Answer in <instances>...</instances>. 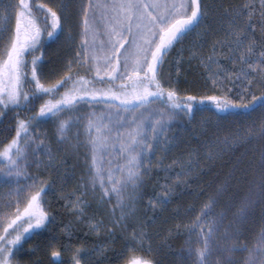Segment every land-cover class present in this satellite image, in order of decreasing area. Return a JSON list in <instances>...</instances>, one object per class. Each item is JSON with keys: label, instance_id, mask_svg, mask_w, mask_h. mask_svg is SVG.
<instances>
[{"label": "snow or ice", "instance_id": "6c2138e0", "mask_svg": "<svg viewBox=\"0 0 264 264\" xmlns=\"http://www.w3.org/2000/svg\"><path fill=\"white\" fill-rule=\"evenodd\" d=\"M59 7L64 9L66 6ZM214 7L205 0H97L96 3L89 0L87 8L83 9L82 49L85 62L89 58L97 61V75L104 69L105 75L112 82L126 76L129 84L121 86L125 91L116 92L111 88L107 91H89L87 85L90 81L83 77L72 79L71 65L69 75L46 87L41 82L44 75L40 64L42 57L35 55L43 47L44 29L39 24L33 5L29 0H18V3L9 0L7 4L0 0V39L3 33L9 32L11 12H15V27L3 47H0V117H4L7 110L27 108L41 96L53 97L41 105L36 116L18 120L15 136L0 148V188L9 189L6 194L8 203L0 209V264H19L17 253L22 248L21 242L26 239V234H35L36 230L46 228L51 222L42 202L54 185L38 181L28 174L27 169L31 163H35L37 168L42 166L38 153L43 152L48 156V163L44 165L46 169L53 167L56 157L50 148L44 147L43 140L37 143L36 138L30 137V129L41 118L59 117L61 113L73 110L77 103L88 96L98 103L107 102L98 101V96L120 101L119 105H107L109 108H117L115 114H93L87 126L88 143L91 146L92 189L95 191L99 183L103 196L108 197L109 201L113 195L116 197L117 203L112 212L114 226H122L126 233L130 226L127 221H134L131 235L124 236L125 249L130 255L126 256L122 250L117 254V259H123L124 264H159L152 256L151 245L145 247L148 239L145 225L135 220L137 189L143 185L144 176L151 166V156L158 149L166 153L170 146L176 144L177 138L167 135L175 118L180 113L191 117L198 111H204V102L209 101L216 110L213 113L217 116L216 133L210 139L196 138L199 147L189 151L186 158L177 157L167 167H164L162 158L157 166L166 172L174 167L179 168L180 171L176 173V183L179 184L185 182L194 169H199V148L204 149V157L210 164L222 161L226 154H234L237 148L256 141L260 142L259 154L255 155L253 150L252 158L245 159L246 153H242L223 179H219L217 174L219 182L215 184L214 191L193 223L187 226L189 237L195 234L197 243L193 248L189 240L186 248L181 250V264H189V261L190 264H264V92L259 96L252 92L257 85L264 88V0H259L258 8L255 0H250L240 9L226 10L227 29L223 38L214 40L206 60L201 57V63L210 72L209 79L214 88L223 91L224 80L233 84L239 82V100L225 94L206 95L198 101L196 96L190 95L180 102L176 91L171 87L166 89L160 78L164 57L174 44L182 43L193 33L199 39L211 30L206 20L212 16ZM37 8L45 13V23L50 18L48 38L58 39L59 33L63 31L61 15L43 3L37 5ZM257 12L258 20L254 19ZM97 13L99 21L96 20ZM100 23L108 35V46L105 47L101 42L97 49L95 41ZM257 28L261 33L260 41L254 39ZM28 54H32L31 79L27 71ZM113 57L115 64L112 63ZM221 58L231 63V70L223 67ZM101 59L103 64L99 63ZM121 61L125 71L117 77L114 74ZM69 81L72 86L67 88L60 99H55V94L60 88L66 87ZM33 82L34 90L25 91V86L30 88ZM129 86L130 92L127 91ZM232 91V88L227 89V93ZM245 93H251L250 100ZM156 103L161 107L151 109L150 106ZM121 107L125 113L131 112V116L121 115ZM256 113L260 116L258 126L251 119ZM230 117H247L251 122H237L235 128L221 135L219 123ZM72 125L71 116L60 121L58 142L62 143L66 139ZM126 125V131L122 132L121 129ZM149 131L151 136L148 135ZM32 144H36V147L32 148ZM108 154H115L124 163L117 164L113 169L112 161L109 160L108 168L105 169L104 156ZM105 171L110 188L105 184ZM116 171L119 176L115 175ZM241 177L244 178L243 188L239 187ZM28 180L32 183H26ZM162 187L163 195L156 196L154 202L149 201L153 208H163L170 201L173 188L170 185ZM64 198L69 199V206L77 219L87 222L90 231L98 233L103 222L94 223L87 218V201L82 196H77L74 201L70 197ZM12 200H15L14 212ZM117 208L120 216L115 218ZM217 208L219 211H216ZM257 210L259 229L250 242L249 225L254 222ZM109 235H112L111 229ZM102 253L103 249L98 251V254ZM86 255V251L78 248L71 257L72 264H86ZM51 256L55 264H64L59 251H52Z\"/></svg>", "mask_w": 264, "mask_h": 264}, {"label": "rangeland", "instance_id": "374dc122", "mask_svg": "<svg viewBox=\"0 0 264 264\" xmlns=\"http://www.w3.org/2000/svg\"><path fill=\"white\" fill-rule=\"evenodd\" d=\"M41 3L52 7L54 10H57L58 13L61 15L63 31L62 33H59L58 39L56 40L49 39V40L55 41L53 45L59 44L58 45L59 48H62L64 46V50L66 52L63 54L62 58L58 60V62H60V64L58 63L59 64L58 67L57 66L53 67L49 65L47 66L44 65L42 67L44 75L41 79V82L46 87L55 84L57 80L61 79V77L69 75V65H71V73H70L71 76L76 75V71L79 70L90 73V71H88L86 68L85 54L82 49V39H83L82 32H83V19H84L83 9L87 8L89 1L88 0H69V1L41 0ZM60 5H65L66 7L64 9H60L59 7ZM97 15H99V13H97ZM97 15H96V20L99 21L98 19L99 17H97ZM101 25L102 23L99 24L101 31H99V35L97 36L95 43L101 46V42H103L105 44V47H107L108 35L105 33L104 28ZM89 39L91 42V37ZM62 43L64 45H62ZM48 50L46 49L45 53L40 54V56L42 57L40 62L43 63L48 58L49 55ZM77 53H80V55H77ZM168 75L169 74H167L165 77L167 82L169 80ZM161 76L162 75H160V77ZM72 79L77 80L78 78L72 77ZM124 82L126 81L122 82L119 80H115L114 84L105 87L103 86L97 87L89 83L87 85V88L89 91L93 89L97 91H107L110 88L114 91L115 87H119V85H123ZM69 83L70 84L68 88L72 86L71 82ZM228 88H232L233 91L231 93H227ZM256 88L257 86L253 87L252 92ZM223 89H225L222 91L223 94L224 95L227 94L230 97L232 96L233 93H239L241 91V88L239 87V82L233 84L231 81L228 80L223 81ZM127 91L130 92L131 88L127 89ZM116 92H120V91H116ZM245 95L247 98H249L251 96V93H245ZM97 100L107 101V102L98 103L92 100L90 96L84 97L83 100H81L79 103L75 105L73 110L65 111L64 113H61L59 117L49 118V121L46 123L35 125V127H33L34 129H31L29 133L30 137L36 138L37 143H39V140H43L44 147L50 148L52 150V154L56 157V159L54 161L53 167L50 169H46L44 165L48 163V156L43 152L38 153V156L42 162V166L40 168H37L35 163H31L27 169L28 174L35 178H38V176L41 174H45V175L51 174V171L53 170L61 174L60 181L63 183H61L60 188H58L59 189L58 191L61 192L60 195L58 193L56 194V196L59 197L60 200L65 202L64 212L66 213V219L65 222L63 223L64 224L63 235L65 238L62 239L61 243L59 244L61 245L59 250L61 253L60 259L63 260L64 264H68V261L71 259L72 255L76 252L75 249L76 246L74 244L75 241H79V239L80 240L83 239L82 241L85 242V244H88L89 247L88 255H86L84 258L86 264L108 263L106 260V255L109 254L113 246L115 247L117 246V244L118 246L121 245L120 249L121 251L122 250L125 251V255H130L126 252L125 249L124 236L131 235L134 226V221L133 220L127 221V223H129L130 226L127 228L126 233L124 232L122 226L120 225L114 226L113 223L114 217L112 215V212H113V208L117 203L116 197L113 195L111 200L109 201L108 197L103 196V190L100 188L99 183H97L95 191H93L92 185L90 183L91 146L88 143L89 133L87 127L89 118L92 117L93 114H95V116H100L101 113H104L106 115L109 112L115 114L117 112V108L116 107L109 108L107 105L120 104L119 100L113 101L103 96H98ZM85 101H90V102L86 103ZM150 107L151 109H159L161 105L159 103H156L151 105ZM119 111L120 114L123 116L126 117L131 116V112L125 113L122 107L119 109ZM139 111H144V109H140ZM138 114L139 112H137V115ZM69 116L72 117L73 125L69 130V132L67 133L66 139L62 143H60L58 142L59 141V133L57 131L58 125L61 120H67ZM77 117H79L78 121H77ZM209 118L211 119V117ZM186 120H187L186 115L184 113H180L172 122L170 131L167 133V135L175 136L177 138V142L180 141L183 133L182 131H184L186 127V123H187ZM259 120L260 117H257L255 120L257 126L259 124ZM223 122H229V121L223 120ZM250 122H251L250 120H245L244 123L242 124H248ZM126 129H127V125L125 126V128H122L121 131L122 132L126 131ZM94 134L95 133L93 132V135ZM148 135L151 136L150 131ZM177 142L176 144H178ZM176 144L170 146V149L174 147ZM35 147L36 144H32V148ZM244 148L245 149L243 150V153L250 152L251 156L250 158L247 159H251L254 154L253 150H255V155L258 156L260 142L256 141L253 144L246 145ZM168 152L169 151L165 153L164 151L158 149L155 152V154L151 156V166L148 168V171L144 176L143 185L139 189H137V200L135 204V208H136L135 220H138L140 223L145 225L144 231L147 233V237H148V239L145 241V247L151 245L152 253L155 251L153 248H155L156 245H155V241H153V239L150 238L151 235L149 233L150 226L147 225L149 222L151 223V221L149 220L150 217L155 213L156 210H159L157 208L160 206L153 208L150 205L149 201L151 200L154 202L156 196L163 195L162 193L164 192V188L162 187L164 185L163 181L167 180V178L170 179L171 176H172V180L175 181V184L172 185L174 189L182 186L184 188L186 187L189 188L188 186L189 182L191 184L193 183L194 185H196L197 182V179L193 177L192 180L191 179L188 180V178H186L185 182L177 184L176 173L179 172L177 171V169L179 168L174 167L173 169L166 172L163 170L162 167L157 166L158 162L162 158H163L164 167H167V165H169L165 161V159L169 160ZM109 160L112 161L113 169H115V166L117 164L124 163V161L115 154H108L104 156L105 169L108 168ZM146 165H147V161H146ZM115 175L119 176L120 174L118 171H116ZM250 178H251V171L249 175V179ZM219 179H223V176H221ZM218 182L219 180L217 179L214 181V184ZM26 183L30 184L32 183V181L28 180L26 181ZM56 183L59 184L58 179L56 180ZM105 184L109 188L111 187L107 183V171H105ZM244 186H245L244 178L241 177V183L239 187L243 188ZM214 188L206 192L205 196H207V199L204 200L203 203H201V207L207 202L208 197L214 191ZM8 191L9 189L7 187L0 188V209H3L4 205L8 203V200L6 198V194ZM77 196H82V199L87 201L86 204L87 218H90L91 221L94 223H99L101 221L103 222L98 233L90 231L87 222L77 219L76 215L69 206V199L64 198V197H70V199L74 201ZM101 197H103V200H101ZM199 198H201L200 194H198L195 199L198 200ZM11 203H12V211L14 212L15 200H12ZM23 203L24 202H22L21 207H23ZM42 207L49 215L50 212L49 206L48 205L43 206L42 204ZM216 211H219V208H217ZM198 214L199 213H197V215ZM119 216H120V210L117 208L115 211V218H118ZM109 229L112 230L111 236L109 235ZM258 229L259 226L258 228L256 227V230H254L252 234L248 235L250 242L257 233ZM137 230L139 231L138 228ZM0 231H2V226H0ZM9 231L11 232V230ZM196 231L198 233L199 229H197ZM12 235L14 236L15 233H12ZM27 239H29L28 234H26L25 240ZM25 240L21 242L22 248L17 253V260L19 261V264L23 263L20 253L23 252V248H24L23 242ZM189 240H191V246L195 248L197 243V236L194 234L191 237H189V232L188 230H186L184 233H181L180 236L174 241L171 238H166V239L164 238L163 240L164 242L162 244L161 242L159 243V246L164 245L163 248H159V247L157 248L164 249L163 251L169 254V257H167L168 264H181L180 252L181 250L186 248ZM101 249H103V253L98 254V251ZM184 257L185 258L187 257V252L184 253Z\"/></svg>", "mask_w": 264, "mask_h": 264}, {"label": "trees", "instance_id": "16d2710c", "mask_svg": "<svg viewBox=\"0 0 264 264\" xmlns=\"http://www.w3.org/2000/svg\"><path fill=\"white\" fill-rule=\"evenodd\" d=\"M2 2L3 4H7L9 0H2ZM12 2L18 3V0H12ZM205 2L210 5H215L212 9V16L206 20V24L211 26V30L202 35L199 39H197L196 34L193 33L182 43L174 44V46L169 49L168 54L164 57V64L160 74L162 75L160 77L162 84L166 89L169 87L174 89L180 102H183L186 97L190 95L196 96L199 101L201 97L206 95L223 94V92L218 90V88L213 87L212 81L209 79L210 72L206 70L204 65L201 63V57L206 60L207 56L212 51V44L214 40L217 38H223L224 31L227 29L226 21L228 17L226 15V10L235 11L240 9L245 3L250 2V0H205ZM29 3L33 5L35 15L39 19V24L41 28L44 29L42 32L43 47L38 49L35 52V55L40 56L41 53H45L46 49H49L48 58L45 62H40V64L42 67L44 65L58 67L60 64L58 60H60L63 54L66 53L64 46L59 48V44L53 45L55 41L49 40L47 32L51 30L50 19L47 23H45V13L37 8V5L41 4V0H29ZM255 3L258 8L259 0H255ZM0 15H2V10H0ZM258 18L259 14L257 12L254 19L258 20ZM14 27L15 12L12 11L11 19L8 24L9 32L2 34L3 38L0 39V47H3L4 42L8 39V35ZM254 39L256 41H260L261 39V33L258 28ZM62 45L64 44L62 43ZM193 53H195V55H193ZM257 55H259V50H257ZM26 59L28 61V78L31 79L32 54H28ZM220 63L223 67L229 70L232 69L231 63L222 58L220 59ZM214 69L215 66H213V70ZM117 73L114 75L117 76ZM167 74H169L168 82L165 79ZM221 76H223V73H221ZM72 77H76L78 79L83 77L85 80L90 81V84L97 87H105L114 84V82L110 81L109 77L100 79L95 77L91 72L87 73L82 70L76 71V75H72ZM69 84L70 83H68L66 87L60 88L54 98L60 99L64 91L69 87ZM126 84H129L128 80L124 82L123 85ZM121 86L122 85L115 87L114 91L122 92L125 90ZM34 87L35 85L33 82L30 88L28 85L25 86V91H29L30 89L34 90ZM129 88L131 87L129 86L127 89ZM263 89L264 88H260L257 85V88L254 89L253 92L259 96L261 92H264ZM231 98L239 100L237 93H233ZM49 99H53V97L47 95L41 96L27 108H13L11 110H7L4 117H0V148H2L4 144H7L15 136L17 121L20 119L27 120L29 117L36 116L39 113L41 105ZM247 99L250 100L251 96ZM204 105L206 110L198 111L191 117L186 115L187 123L184 131H182V137L180 141L177 142L178 144L169 150V160L165 159L168 164H171L172 160L177 157L186 158L189 151L198 148L199 146L196 142V138H199L200 140L210 139L213 134L216 133L218 127L217 116L213 115L216 110L209 101H205ZM209 117H211V119ZM257 117H260L259 113L254 114L251 119L256 120ZM245 120L249 119L247 117H230L226 119V121L229 122H223V120H221L219 123L220 134L223 135L230 128H235L237 126V122L242 124ZM48 121L49 118H41L38 124H43ZM244 147L245 146L237 148L234 154H226L222 161H216L215 164H210L204 157V149L199 148V169H194L192 175L187 177L188 180H192L193 177L197 179V186L189 182V188H184L182 186L174 189L172 185L175 184V181L172 180V176L170 175V179H164V185H170L173 188L170 201L163 208H157L159 210H156L150 217L149 220L151 223L149 222L147 225L150 226V238L155 241L156 245V247L153 248L155 251L152 253V256L159 262V264H168L167 257H169V254L163 251L164 249H159L164 246H159V243L161 242L162 244L164 242V238H171L174 241L181 233L188 230L187 226L193 223L197 213L200 212L199 209L203 207H201V203L207 199V196H205L206 192L214 188V181L217 180V174H219V178L224 176V174L231 169L236 158L243 153V150L245 149ZM246 154L248 156L246 155L245 159L250 158L251 153L247 152ZM177 171H180V169H177ZM60 177L61 174L53 170L51 171V174H41L37 178L38 181L54 185L52 191L48 193L42 202L43 206H49V218L51 222L47 224L46 228L36 230L35 234L29 236V240H25L23 242V246L25 248L23 249V252H21V257L22 261L26 262V264H54L52 262L51 253L52 251L60 250L61 245L59 244L61 243V240L65 238L63 235V223L66 219V213L64 212L65 202L56 196L58 193L60 195L61 191H58V188H60V184L63 183L60 181ZM57 179L59 184L56 183ZM198 194H200L201 198L196 200L195 198ZM257 225L259 226V210H257V216L254 218V222L249 225L248 235L252 234L253 231L256 230V227L258 228ZM82 240L83 239H79V241H75V249H82L86 251L88 255V244H85ZM120 246H118V244L115 247L113 246L111 252L106 255V260L108 262L106 264H124L123 259H117V254L121 252ZM68 264H72L71 259L68 261Z\"/></svg>", "mask_w": 264, "mask_h": 264}, {"label": "crops", "instance_id": "0c3cea01", "mask_svg": "<svg viewBox=\"0 0 264 264\" xmlns=\"http://www.w3.org/2000/svg\"><path fill=\"white\" fill-rule=\"evenodd\" d=\"M89 1V0H88ZM91 2L92 3H96L97 2V0H91ZM97 17H99V15H97ZM99 20H100V17L98 18ZM102 27H103V24L101 25ZM104 28V27H103ZM99 31H101L100 30V26H99ZM156 40L158 41V36L156 37ZM97 43H95V46H96V48L97 49H99L100 48V46L98 45ZM105 45V44H104ZM102 55V54H101ZM150 55V54H149ZM89 57H90V54H89ZM99 63H101V64H103V60L101 59L100 61H99ZM112 63L113 64H115L116 63V61H115V57H113V61H112ZM96 67H97V61H94V60H91L90 58L88 59V62L86 63V68H87V70L88 71H90L92 74H94L95 75V77H99L100 79H101V77H103V78H107L108 76L107 75H105V71H104V69H102L101 70V72H100V74L99 75H97V72H96ZM105 67H110V66H105ZM118 73H117V77H119V75L121 74V73H124V68H123V61H121V63H120V65L118 66ZM141 75H142V73H141ZM117 80H119V81H127V78H126V76H125V78L124 79H120V78H117Z\"/></svg>", "mask_w": 264, "mask_h": 264}, {"label": "flooded vegetation", "instance_id": "af4514ba", "mask_svg": "<svg viewBox=\"0 0 264 264\" xmlns=\"http://www.w3.org/2000/svg\"><path fill=\"white\" fill-rule=\"evenodd\" d=\"M30 238V237H29ZM27 240H29V239H27ZM24 247V246H23ZM25 248V247H24ZM23 248V249H24ZM20 256H22V253L20 254ZM22 258V257H21ZM52 262L54 263V261H53V258H52ZM22 264H26V262H23Z\"/></svg>", "mask_w": 264, "mask_h": 264}]
</instances>
